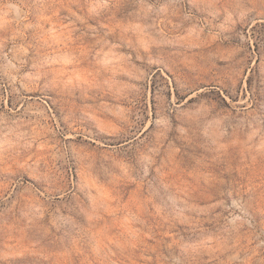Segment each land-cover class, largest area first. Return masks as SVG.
<instances>
[{
    "label": "rangeland",
    "instance_id": "374dc122",
    "mask_svg": "<svg viewBox=\"0 0 264 264\" xmlns=\"http://www.w3.org/2000/svg\"><path fill=\"white\" fill-rule=\"evenodd\" d=\"M0 264H264V0H0Z\"/></svg>",
    "mask_w": 264,
    "mask_h": 264
}]
</instances>
